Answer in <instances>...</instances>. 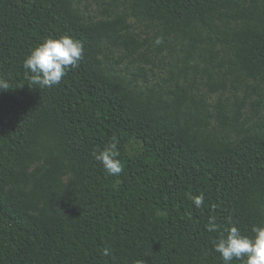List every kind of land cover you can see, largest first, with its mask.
<instances>
[{
	"label": "trees",
	"instance_id": "1",
	"mask_svg": "<svg viewBox=\"0 0 264 264\" xmlns=\"http://www.w3.org/2000/svg\"><path fill=\"white\" fill-rule=\"evenodd\" d=\"M102 5L0 0V264H223L210 216L264 225V0ZM64 35L79 66L32 85L24 59ZM112 137L118 176L93 157Z\"/></svg>",
	"mask_w": 264,
	"mask_h": 264
},
{
	"label": "clouds",
	"instance_id": "2",
	"mask_svg": "<svg viewBox=\"0 0 264 264\" xmlns=\"http://www.w3.org/2000/svg\"><path fill=\"white\" fill-rule=\"evenodd\" d=\"M162 40L158 37L156 44ZM84 56L83 44L71 36L64 35L58 38H47L23 61V68L30 73L32 85L39 88H52L57 86L70 68H76ZM10 83L0 77V90L11 89ZM118 140L112 137L109 144L103 149L93 153L94 159L100 163L108 175L118 176L123 171V165L118 159ZM203 194L193 196L194 207L201 208L204 204ZM191 218V214H189ZM209 232H220L214 244V251L219 254L223 264H232L234 260L242 264H264V225H253L251 236L244 235L240 229L232 224L220 228L215 216H210L206 225ZM103 256H110V249H103Z\"/></svg>",
	"mask_w": 264,
	"mask_h": 264
},
{
	"label": "rangeland",
	"instance_id": "3",
	"mask_svg": "<svg viewBox=\"0 0 264 264\" xmlns=\"http://www.w3.org/2000/svg\"><path fill=\"white\" fill-rule=\"evenodd\" d=\"M78 5L81 7L82 10L85 11V13H88L92 16H100L102 14H104L105 10L104 7L102 5V0H77ZM148 29L140 23H135V31L140 34L141 36L144 35V32L147 31ZM150 33V31H149ZM152 36V35H151ZM162 47H159V51ZM121 53V52H120ZM122 56V54L120 55H115L114 57H119ZM122 62L120 64H126L129 66V69L131 70V66L129 64V58H122ZM145 69L147 70V73L149 75V78H151L150 80L153 81L155 79L159 80V77L162 75L163 76V72H164V68L165 66L162 65L161 62L157 61L156 58L153 59V63L151 62H143L141 63ZM122 65V66H123ZM152 72V73H151ZM153 74V75H152Z\"/></svg>",
	"mask_w": 264,
	"mask_h": 264
}]
</instances>
